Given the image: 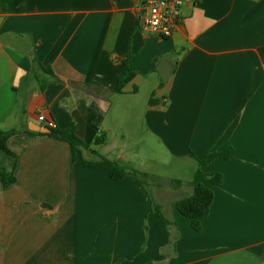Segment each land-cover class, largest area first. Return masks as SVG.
Segmentation results:
<instances>
[{"label":"crops","instance_id":"obj_1","mask_svg":"<svg viewBox=\"0 0 264 264\" xmlns=\"http://www.w3.org/2000/svg\"><path fill=\"white\" fill-rule=\"evenodd\" d=\"M182 1L161 38L139 29L135 0H0V131H17V182L0 177V264H264V0ZM127 56L136 76L118 94ZM137 119L167 173L133 167L120 132ZM48 121L107 142L73 160ZM92 151L132 175L84 165ZM198 169L222 176L207 184L201 231L176 209Z\"/></svg>","mask_w":264,"mask_h":264},{"label":"trees","instance_id":"obj_2","mask_svg":"<svg viewBox=\"0 0 264 264\" xmlns=\"http://www.w3.org/2000/svg\"><path fill=\"white\" fill-rule=\"evenodd\" d=\"M123 64L124 69L118 79L117 86L114 90L118 94H122L125 87L136 76V70L131 61V56H127L124 59ZM150 103H153V101ZM48 129L50 130V132L49 134H47V136L59 141L66 142L70 145L72 149L73 160H75L79 154L81 155L83 150H90L92 146L97 147L107 142V136L105 134L96 137L93 143L89 145L78 138L73 128L68 130H60L58 128H55L54 125H48ZM16 134L17 131L15 130L0 131V152L3 155L4 159L10 162V165H6L5 162L0 164V177L4 189H8L17 182V177L15 174L17 156L8 148L7 145L8 140ZM92 152L98 156V160L95 162H88L86 160H83L84 165L105 169L108 172L109 177L115 181L128 179L132 175V170H129L128 168L121 166L116 162L106 159L95 151ZM232 156L233 149L228 148L221 153L210 152L206 154L199 160V163L201 166H204L212 163L216 159H230ZM207 184H211L214 186L221 185L222 176L220 174H206L201 169H198L194 175V179L192 182V194L189 197L176 202L177 211L190 220L191 227L195 231H201L202 220L209 215L210 208L214 200V191L209 188Z\"/></svg>","mask_w":264,"mask_h":264},{"label":"built area","instance_id":"obj_3","mask_svg":"<svg viewBox=\"0 0 264 264\" xmlns=\"http://www.w3.org/2000/svg\"><path fill=\"white\" fill-rule=\"evenodd\" d=\"M140 12L139 29L161 38H170L181 23L182 0H135ZM47 121L42 111L39 116ZM49 126L53 123L48 121Z\"/></svg>","mask_w":264,"mask_h":264},{"label":"rangeland","instance_id":"obj_4","mask_svg":"<svg viewBox=\"0 0 264 264\" xmlns=\"http://www.w3.org/2000/svg\"><path fill=\"white\" fill-rule=\"evenodd\" d=\"M120 133H123L126 137L125 145L131 146L128 155L131 156L133 160V167L140 168V166L147 163H153V170L167 173L168 167L161 166L165 160L162 157L163 155L160 154V150L158 151V142L149 138L147 130L140 119H137L136 122H132L131 125L127 123L125 130ZM117 141L120 143L122 142L121 136ZM165 164L167 165L168 163ZM172 166L173 165L170 164V167Z\"/></svg>","mask_w":264,"mask_h":264},{"label":"water","instance_id":"obj_5","mask_svg":"<svg viewBox=\"0 0 264 264\" xmlns=\"http://www.w3.org/2000/svg\"><path fill=\"white\" fill-rule=\"evenodd\" d=\"M158 70L160 72V75H161L163 81L167 82L171 70L166 68L164 62L160 63V66H159ZM36 131L45 132V133L49 132V130L45 129V128H37ZM140 182L142 184H144L146 186V188H149V185L154 186V185L160 184V181L158 179L153 178V177H148V176H141L140 177Z\"/></svg>","mask_w":264,"mask_h":264}]
</instances>
